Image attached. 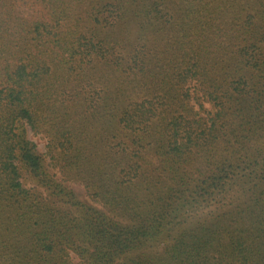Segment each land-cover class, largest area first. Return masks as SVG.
Wrapping results in <instances>:
<instances>
[{
	"label": "trees",
	"instance_id": "obj_1",
	"mask_svg": "<svg viewBox=\"0 0 264 264\" xmlns=\"http://www.w3.org/2000/svg\"><path fill=\"white\" fill-rule=\"evenodd\" d=\"M72 256L264 264V0H0V264Z\"/></svg>",
	"mask_w": 264,
	"mask_h": 264
},
{
	"label": "rangeland",
	"instance_id": "obj_2",
	"mask_svg": "<svg viewBox=\"0 0 264 264\" xmlns=\"http://www.w3.org/2000/svg\"><path fill=\"white\" fill-rule=\"evenodd\" d=\"M22 13L24 15H28L27 12L22 11ZM28 137L30 140H32L34 143H36L37 145V149L41 152L44 153L45 149H44V145H45V140L41 137V136H35L33 135L30 131H28ZM57 177L59 179H61V181L64 183V185L68 186L69 188H71L77 195V197L80 200L89 202L88 197L86 196L82 186L80 184H78L77 182H72L70 180H66L64 179V181L62 180L61 176L57 174ZM72 261L74 264H83L82 262H80L75 256H72Z\"/></svg>",
	"mask_w": 264,
	"mask_h": 264
}]
</instances>
